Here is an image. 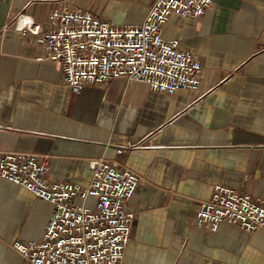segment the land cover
I'll return each mask as SVG.
<instances>
[{"label":"crops","instance_id":"crops-1","mask_svg":"<svg viewBox=\"0 0 264 264\" xmlns=\"http://www.w3.org/2000/svg\"><path fill=\"white\" fill-rule=\"evenodd\" d=\"M153 2L0 0V152L36 154L49 182L86 185L101 157L135 172L124 264H264V230L194 225L215 184L264 201V0H214L196 19L169 17L162 36L201 64L194 91L168 95L121 76L73 92L58 62L36 60V31L54 9L124 26ZM51 211L0 180V264L22 263L10 243L39 239Z\"/></svg>","mask_w":264,"mask_h":264},{"label":"built area","instance_id":"built-area-1","mask_svg":"<svg viewBox=\"0 0 264 264\" xmlns=\"http://www.w3.org/2000/svg\"><path fill=\"white\" fill-rule=\"evenodd\" d=\"M214 0H154L139 23L124 26L100 19L90 11L63 6L48 15L49 28L36 31L41 52L36 60L61 66L62 81L73 92L125 77L150 90L172 95L194 91L200 62L165 39L162 27L172 15L200 17ZM120 153L122 148H117ZM86 185L49 182L48 166L33 153L0 152V180L19 185L52 205L39 239L14 240L10 247L21 264H124L134 212L127 204L139 177L129 167L105 158L89 161ZM222 223L245 232L264 230V201L251 194L215 184L199 202L194 225L214 232Z\"/></svg>","mask_w":264,"mask_h":264}]
</instances>
